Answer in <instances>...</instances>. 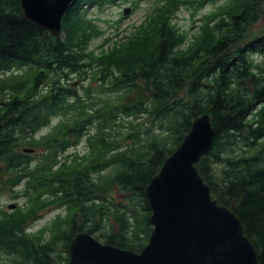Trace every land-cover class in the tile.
Listing matches in <instances>:
<instances>
[{
	"label": "trees",
	"instance_id": "obj_1",
	"mask_svg": "<svg viewBox=\"0 0 264 264\" xmlns=\"http://www.w3.org/2000/svg\"><path fill=\"white\" fill-rule=\"evenodd\" d=\"M112 1L77 0L55 37L23 17L20 0H0V166L9 174L0 195L24 185L31 203L1 217L0 256L68 264L70 243L84 231L141 252L152 232L146 189L207 113L216 137L199 173L218 203L238 216L264 264V27L253 29L264 0L226 1L202 19L187 46V34L169 17L185 3L199 9L215 0H162L154 19L96 54L90 44L101 30L88 12ZM90 72L112 100L93 102L70 83L73 76L86 81ZM83 141L85 156L59 158ZM40 145L51 157L35 174L27 152ZM43 195L49 200L41 206L60 202L67 219L58 215L50 240L36 243L24 227L40 218L43 207L32 202Z\"/></svg>",
	"mask_w": 264,
	"mask_h": 264
},
{
	"label": "water",
	"instance_id": "obj_2",
	"mask_svg": "<svg viewBox=\"0 0 264 264\" xmlns=\"http://www.w3.org/2000/svg\"><path fill=\"white\" fill-rule=\"evenodd\" d=\"M75 3L20 0V7L26 20L58 37L62 19ZM129 13L125 9L124 14ZM215 137L211 116L196 118L181 145L151 180L146 196L153 230L140 253L81 232L70 243L68 264H260L238 216L214 199L199 173L198 164L212 149Z\"/></svg>",
	"mask_w": 264,
	"mask_h": 264
},
{
	"label": "rangeland",
	"instance_id": "obj_3",
	"mask_svg": "<svg viewBox=\"0 0 264 264\" xmlns=\"http://www.w3.org/2000/svg\"><path fill=\"white\" fill-rule=\"evenodd\" d=\"M226 1L231 0H215V1H207L201 8L196 9L197 4L191 5L190 3H185L182 6L180 5L177 9L175 15H171L169 19H173V24H175L180 30L187 34L188 42H186V46L193 40L195 36L198 35L200 31V26L203 24L202 19L211 12H217L221 6L225 5ZM113 3H106L102 7L92 8L89 10L88 14L94 19L95 25L97 28L101 30V34L97 35V39L91 42L90 50L99 54L103 49L109 50L114 46L115 43L122 40V38H126L129 35L134 34L141 25H145L150 22V20L154 19V15L156 9H159L161 6L162 0H115ZM231 3V2H230ZM226 6V5H225ZM129 8L130 13L127 17H124V10ZM219 9V10H218ZM264 10V5L262 6ZM264 27V13L261 21L253 28L254 30H259ZM109 40V41H108ZM2 78V75L0 76ZM73 80L70 83H74V88L78 89L82 95L85 96L86 93L93 98V102L97 101L98 98H105L112 100V92L108 90L103 84L102 81H97L94 79V73L90 72L88 79L83 81L81 77H72ZM101 82V83H100ZM89 89V92L86 90ZM135 94V93H134ZM129 95L128 98L133 97V95ZM89 102V99H87ZM98 106L96 107V109ZM67 119L66 121H71L69 113L70 111H66ZM60 120V119H59ZM58 117L54 120V123L51 126L46 128V131L51 127H55L58 123ZM128 128H122V133L125 134ZM42 133V131H40ZM43 148V149H42ZM31 150V149H30ZM49 148L39 147L33 148L31 153H27L31 155L32 164L31 169L33 173L39 174L40 172L45 171V166H48L49 163V152H47ZM88 145L83 141L78 147L70 149L68 152L60 156L59 158L62 161H67L69 163L70 156L75 154H79L80 157L85 156L88 153ZM54 154V152H53ZM81 165L85 163L84 160H80ZM112 171H108L102 174L103 178L109 176ZM96 177L100 176L99 172L94 174ZM100 176V178H102ZM9 177V174L5 172V170L0 166V185L4 186L5 181ZM99 178V179H100ZM98 179V180H99ZM23 184V183H22ZM24 185H20L17 189V193L20 194L19 198H16L17 193H9L5 192L0 195V220L1 217L6 216L9 213H13L18 209L26 211L31 207V203H29L28 198L24 195L25 189ZM117 196V193H115ZM45 196V195H43ZM48 201V196L43 197L42 199H38L36 203L32 202L33 207H40L41 201ZM43 209L40 211V218L37 220H29L26 223V228L24 227V232L29 236V238L38 243L46 242L50 240L52 237L51 224L53 220L60 215L66 220L67 210L66 207H62L60 202H46ZM80 219L78 222L80 223ZM66 222L64 224L66 226ZM46 229L41 235L38 233ZM99 233H94L93 236L96 237ZM101 242V241H100ZM60 250V249H59ZM17 259V263H13V259ZM10 256H0V263L2 264H22L20 258L18 256L15 257Z\"/></svg>",
	"mask_w": 264,
	"mask_h": 264
},
{
	"label": "flooded vegetation",
	"instance_id": "obj_4",
	"mask_svg": "<svg viewBox=\"0 0 264 264\" xmlns=\"http://www.w3.org/2000/svg\"><path fill=\"white\" fill-rule=\"evenodd\" d=\"M43 149V148H42Z\"/></svg>",
	"mask_w": 264,
	"mask_h": 264
}]
</instances>
